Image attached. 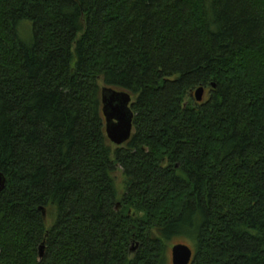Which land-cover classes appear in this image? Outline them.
I'll return each instance as SVG.
<instances>
[{
  "label": "trees",
  "instance_id": "1",
  "mask_svg": "<svg viewBox=\"0 0 264 264\" xmlns=\"http://www.w3.org/2000/svg\"><path fill=\"white\" fill-rule=\"evenodd\" d=\"M0 173V264H264V0H0Z\"/></svg>",
  "mask_w": 264,
  "mask_h": 264
},
{
  "label": "water",
  "instance_id": "2",
  "mask_svg": "<svg viewBox=\"0 0 264 264\" xmlns=\"http://www.w3.org/2000/svg\"><path fill=\"white\" fill-rule=\"evenodd\" d=\"M204 96V88L198 89L193 94L197 103H202ZM132 105L133 98L129 93L110 88L102 90V112L105 119L106 135L109 141L118 148L127 144L133 136L135 114ZM6 188V176L0 173V195ZM44 254L45 246L42 245L40 247V259L44 258ZM193 259L194 251L191 247L178 244L172 248V264H192Z\"/></svg>",
  "mask_w": 264,
  "mask_h": 264
},
{
  "label": "rangeland",
  "instance_id": "3",
  "mask_svg": "<svg viewBox=\"0 0 264 264\" xmlns=\"http://www.w3.org/2000/svg\"><path fill=\"white\" fill-rule=\"evenodd\" d=\"M19 37L21 41L31 47L34 44V31H33V24L28 21L21 22L18 27ZM209 94L205 91L204 101L208 99ZM119 182L122 181V171L118 173ZM122 183V182H121ZM120 183V185H121ZM54 210H48L45 213V220L49 227L53 225L54 221ZM181 241H175L174 243L169 244V248L167 250V264H172V248L175 246V244L180 243ZM189 246V245H187ZM136 246H132V249H134ZM194 251V248H193Z\"/></svg>",
  "mask_w": 264,
  "mask_h": 264
}]
</instances>
